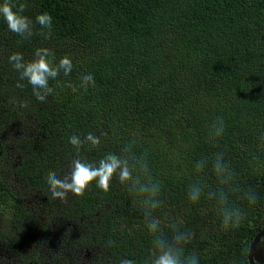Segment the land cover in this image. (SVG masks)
Returning <instances> with one entry per match:
<instances>
[{
  "label": "trees",
  "instance_id": "obj_1",
  "mask_svg": "<svg viewBox=\"0 0 264 264\" xmlns=\"http://www.w3.org/2000/svg\"><path fill=\"white\" fill-rule=\"evenodd\" d=\"M10 2L27 3L23 15L33 20L34 35L24 39L8 31L0 18V165L7 152V128L33 120L38 129L20 142L25 156L17 174L23 191L12 189L0 168V222L10 228V234L0 231L6 263L46 264L31 236L36 218L23 193H48L47 173L69 171L74 154L69 137L92 131L107 135L91 151L82 150L88 162L98 163L109 153L123 155L133 140L137 155L147 153L150 174L161 183L162 203L153 216L168 235L172 224L196 231L187 252H194L199 264H249L245 249L264 227V0ZM44 12L52 17L48 38L35 24ZM50 40L56 47L49 61L54 65L68 56L73 70L50 79L53 92L40 103L8 57L20 52L30 61ZM76 48L88 54L77 55ZM85 74L93 75L95 88L73 92L66 86H78ZM18 82L24 88H17ZM14 100L27 101L28 107L20 108ZM217 117L226 128L213 146L207 131ZM217 151L235 173L229 199L246 213L228 230L222 228L215 202L207 198L218 183L211 162L202 172L195 169L198 160L211 161ZM196 179L205 190L194 204L187 190ZM249 187L257 193L255 204L244 198ZM142 208V197L130 196L114 176L107 193L93 182L82 197L70 194L64 218L75 224L78 218L86 221L77 224L83 233L71 240L97 248L99 264H118L121 257L142 264L151 246ZM109 239L117 247H108ZM256 261L264 264L259 255Z\"/></svg>",
  "mask_w": 264,
  "mask_h": 264
},
{
  "label": "clouds",
  "instance_id": "obj_2",
  "mask_svg": "<svg viewBox=\"0 0 264 264\" xmlns=\"http://www.w3.org/2000/svg\"><path fill=\"white\" fill-rule=\"evenodd\" d=\"M27 7V3L14 5L10 0H4V3L0 4V18L6 22L8 31L24 39L34 35L33 20L23 15ZM14 8L17 10L14 11ZM35 24L40 26V35H44L45 38L50 36L51 15L47 12L38 14L35 17ZM43 30H47V33ZM53 56L50 49L41 47L35 50L34 59L30 61H26L20 52H13L8 57V63L19 74V80L27 81L31 86L32 95L40 103H45L47 97L53 92V89L49 87V80H55L61 72L67 77L73 70L72 61L68 56L60 58L54 65L49 61V57ZM66 86L73 92L81 89L87 92L89 88H95L97 85L93 75L85 74L80 77L78 86L71 83ZM16 87L22 89L24 84L18 82ZM13 103H18L20 108L28 107L27 101L14 100ZM225 128L223 118L217 117L208 128L207 142L217 146L225 133ZM106 135V132L98 135L96 132L89 131L83 137L77 134L69 137L68 143L72 146L74 154L70 160L68 173L61 176L56 171L50 170L45 178L52 199L66 202L70 194L73 198L82 197L93 182L98 189L107 193L113 177H118L120 184L125 186L130 196L142 197L143 220L151 234V246L142 264H199L198 256L194 252H187L188 245L192 244L196 238V231L172 224V233L168 235L161 230L160 221L153 216L154 210L158 209L162 203L161 183L150 174L147 153L137 155L133 150L134 140L124 147L123 155L109 153L98 163L88 162L81 156L82 150L91 151L101 143V136ZM261 139L264 140V137ZM255 159L256 157L253 156V160ZM209 162L218 183L215 190L207 192V198L215 202V211L221 218L222 228L224 230L235 228L244 219L246 213L229 199L228 189L234 184V170L225 160L224 153L217 151L211 157V161L209 157L198 160L195 164L196 171L202 172ZM204 190V184L196 179L188 187V199L194 204L198 203ZM233 190L239 189L233 188ZM243 195L249 204L256 203L257 193L253 188L249 187ZM107 246L117 247V243L114 239H109ZM247 251L245 249L246 253ZM118 264H136V262L130 258L121 257L118 259Z\"/></svg>",
  "mask_w": 264,
  "mask_h": 264
},
{
  "label": "rangeland",
  "instance_id": "obj_3",
  "mask_svg": "<svg viewBox=\"0 0 264 264\" xmlns=\"http://www.w3.org/2000/svg\"><path fill=\"white\" fill-rule=\"evenodd\" d=\"M54 47L56 44L51 40L44 45V48L50 50ZM75 52L80 56L88 54L87 49L83 48H76ZM12 126L16 128H7L6 134L3 136L8 144L6 143L7 152L0 168L3 178L9 186L14 190L23 191V181L17 174V168L22 164L25 156L20 142L24 136L35 134L38 126L33 120L20 123L16 121ZM62 170L63 172L58 175L67 174L65 168ZM23 197L27 207H30L35 215L36 222L30 226L31 236L35 246L40 247L43 257L47 259L46 264H99L100 253L97 248L83 246L78 240H71V237L83 233L82 227L79 226H84L86 221L78 218L75 224L73 218L67 216L64 218V205L68 200L66 202L53 200L50 192L41 191H25ZM0 231L10 234L9 225L0 222ZM259 250L264 257V239L259 245ZM6 259L4 255L0 254V264H7ZM72 259L77 260L72 263Z\"/></svg>",
  "mask_w": 264,
  "mask_h": 264
},
{
  "label": "water",
  "instance_id": "obj_4",
  "mask_svg": "<svg viewBox=\"0 0 264 264\" xmlns=\"http://www.w3.org/2000/svg\"><path fill=\"white\" fill-rule=\"evenodd\" d=\"M263 236H264V227L262 229H260L254 235L252 241L250 242L248 252H247V259H248L249 264H262V263H258L256 261L255 254H256L257 248L260 244V240L263 238Z\"/></svg>",
  "mask_w": 264,
  "mask_h": 264
},
{
  "label": "flooded vegetation",
  "instance_id": "obj_5",
  "mask_svg": "<svg viewBox=\"0 0 264 264\" xmlns=\"http://www.w3.org/2000/svg\"><path fill=\"white\" fill-rule=\"evenodd\" d=\"M260 230V229H259ZM258 232V231H257ZM264 239V236H263V238L260 240V243L262 242V240ZM252 241V240H251ZM260 245V244H259ZM257 255H259L260 257H261V259H262V261H263V263H264V257L262 256V254H261V251L259 250V246H258V248H257V252H256V254H255V257L257 256Z\"/></svg>",
  "mask_w": 264,
  "mask_h": 264
}]
</instances>
